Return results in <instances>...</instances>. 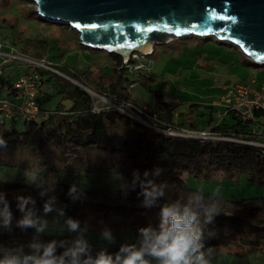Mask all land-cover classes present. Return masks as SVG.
<instances>
[{
    "label": "trees",
    "instance_id": "obj_1",
    "mask_svg": "<svg viewBox=\"0 0 264 264\" xmlns=\"http://www.w3.org/2000/svg\"><path fill=\"white\" fill-rule=\"evenodd\" d=\"M28 16L31 19L38 18L49 25L50 29L57 27L56 24L42 19L34 9L30 10ZM16 30L15 25L10 26L5 36L11 38L12 44L15 43L13 37ZM213 40L201 38L200 42L222 43ZM23 49L28 51L26 48ZM152 50L154 53L155 50ZM99 52L107 53L112 61L110 81H105L107 77L105 73H97L90 69L77 68L72 74H65L57 65L56 68L68 78L51 71L40 70L42 75L41 91L38 96L40 115L31 120L21 119L25 121L26 129L20 131L16 128L8 129L6 122L10 119L5 118L0 111V134L6 141L4 146H0V151L29 148L36 152V157L42 165L39 171L45 174L47 170L56 168L54 163L51 165L55 168L50 164L46 165L47 157L51 154L57 159L55 150L62 153L60 156L74 154L77 151L85 153L97 150L111 160L102 161L95 168L86 167L85 171L80 172L120 174L128 185L123 189H93L78 187L71 181L59 179L54 193L57 203L53 204L49 197L39 194L36 186L23 181L0 182V191L6 193V200L12 213L11 224L0 225V258L11 252L39 255L43 249L37 251L30 247L34 242L46 245L55 240L57 255L74 244L76 239L67 235L45 234L35 231L33 227L18 226L17 221L28 212L33 215L42 212L45 203H51L50 212L63 210L61 212L68 218L78 222H81L85 213L102 210L108 215L118 214L125 221L129 220L127 228H131L136 235L133 241L117 242L113 245L87 241L88 251L81 259L83 264L85 258L88 256L94 258L100 252L115 256L122 247L140 249L143 241L140 230L159 228L162 207L175 202L185 204L189 197L195 194L203 197L201 201L203 205L215 203L220 208L211 222H207L202 208L196 209L204 243L203 250L212 261L216 260L218 252L232 243L234 237H237V242L245 249L235 253L226 252L229 256L242 258L253 251L264 252V198L234 200L212 196L190 188L182 177L183 173L189 172L208 181L214 173L224 172L237 176L239 181L240 177L246 174L253 184L264 187V123L261 119L263 113L256 111L255 117L249 118L226 107L215 111L216 106L212 104L205 105L199 111L201 105L196 103L189 105L187 114L179 113L177 112L179 103L169 101L165 89L154 88L155 77L152 70L136 69L138 59L130 57L126 63L125 57L106 51L97 53ZM33 54L51 58L50 61L56 66L47 52L37 51ZM244 62L247 65L264 68L261 63L248 58ZM20 75L18 74L17 79ZM54 78L69 79L98 91H107L111 97L128 100L130 87L141 84L155 98L154 107H149L148 112L150 117L156 116L158 122H152L157 128L148 127L117 110L103 108L104 104L99 105L101 107L99 111L94 110V98L78 85L67 92V86L59 84L58 92H67V96L72 99V106L66 108L59 103L55 109L48 110L44 108V103L53 96L51 90L55 88ZM14 83L4 71L0 77V97H13ZM43 86L48 90H43ZM3 90L7 91L6 96H2ZM186 131L191 134H183ZM201 133H205V136H198ZM65 168L67 167L63 166L56 171L65 173L67 171ZM157 169L160 170L159 175L156 174ZM146 171L149 173L147 176ZM148 180L164 186V195L158 197L156 204L151 207H146L142 203L143 187ZM73 186L79 194L77 199H73L69 194ZM18 196L31 197L23 210L18 206ZM3 207L4 205L0 204V209ZM208 249L212 251L208 252ZM145 258L150 264L155 259L151 256Z\"/></svg>",
    "mask_w": 264,
    "mask_h": 264
},
{
    "label": "rangeland",
    "instance_id": "obj_2",
    "mask_svg": "<svg viewBox=\"0 0 264 264\" xmlns=\"http://www.w3.org/2000/svg\"><path fill=\"white\" fill-rule=\"evenodd\" d=\"M32 9H36V4L32 1L0 0V39L4 43H8V46H14L18 49L17 51L34 58H42L33 54L37 51L47 52L55 61V67L59 65L58 68L65 74H72L77 68L90 69L94 72L97 71V73H105L107 76L105 81L111 80L112 61L107 53H97L98 51L93 48L83 45L78 31L68 25L56 24L55 30L50 29L49 25L38 18L31 19L28 14ZM12 25L17 28L16 35L13 37L15 40L13 44L10 42L11 38L5 37ZM200 39L196 36H185L169 42L155 43L153 45L155 52L152 53V50L148 54L145 53L144 61L150 66L155 77L154 88L156 90L165 89L168 100L179 103L177 112L187 114L190 109L189 105L193 103L201 105L199 111L206 104L211 105L213 100L219 99L220 93H222L220 88L222 85L251 83L252 80H255L252 83L256 88L264 85V68L245 64L244 61L247 57L238 47L223 42L221 44H212L209 41L200 42ZM5 49L10 50L7 47ZM136 53L134 52L129 56L135 57ZM46 59L51 62V58L46 57ZM1 62L2 59H0ZM144 67L148 68L147 66ZM3 70L15 82L18 74L29 71L30 67L25 62H11L4 65ZM53 83H56L55 88L51 90L53 96L44 103V108H48V110L55 109L59 103L70 108L72 99L67 96V92L76 85L94 98V105L98 100V105L104 104L103 106H106L104 101H110L109 92L98 91L95 88L94 90L79 82L77 84L69 79L54 78ZM59 84L66 85L67 92H58ZM6 92L3 90L2 96H6ZM129 96L130 100L137 104L147 105L148 109L154 107L155 98L153 94L141 84L130 87ZM216 109L219 107H216L215 111ZM6 127L8 129L16 128L20 131L26 129L23 120H8ZM55 154L57 159L51 154L47 157L46 162V165L50 164L51 167L55 168L51 165L54 163L55 170H47L45 174H42L39 171L42 165L36 157V152H32L29 148L24 147L17 151L1 152L0 182L23 181L36 186L39 189V194L49 197L53 204L57 203L54 193L59 179L66 182L71 181L73 185L78 187L93 189H123L128 185L126 179L120 174L80 172L85 171L86 167L95 168L102 161L111 160L97 150L85 153L77 151L74 154L62 156H60L62 153L60 154L59 151L55 150ZM63 166L67 167L65 173L56 171ZM182 177L190 188L212 196L234 200L264 198V187L253 184L248 180L246 174L242 175L239 181L237 176L224 172L214 173L208 181L204 178H197L189 172L183 173ZM107 215L106 211L103 210L85 213L76 230L69 228L67 224L69 218L59 210L45 212L43 209L42 212L33 216L38 218L39 223L45 225L44 230L40 231L45 234L67 235L76 240L83 238L86 241L104 245L131 242L136 238L135 232L131 228H127L129 220L125 221L118 214ZM33 228L37 231L36 227ZM105 231L111 233L112 240H108L103 235ZM237 241V237H234L231 244L218 252L216 260H211L212 264H264V252L261 251L250 252L247 257L242 258L231 257L226 254V252L244 251L245 247ZM152 264H156V258Z\"/></svg>",
    "mask_w": 264,
    "mask_h": 264
},
{
    "label": "water",
    "instance_id": "obj_3",
    "mask_svg": "<svg viewBox=\"0 0 264 264\" xmlns=\"http://www.w3.org/2000/svg\"><path fill=\"white\" fill-rule=\"evenodd\" d=\"M31 1L45 21L76 29L83 45L125 60L155 43L196 36L235 45L264 65V0Z\"/></svg>",
    "mask_w": 264,
    "mask_h": 264
},
{
    "label": "clouds",
    "instance_id": "obj_4",
    "mask_svg": "<svg viewBox=\"0 0 264 264\" xmlns=\"http://www.w3.org/2000/svg\"><path fill=\"white\" fill-rule=\"evenodd\" d=\"M6 144L2 134H0V146ZM157 169L156 174L159 175ZM149 173L146 171L145 176ZM43 194V193H42ZM69 194L73 199H77L79 194L75 186L70 188ZM142 203L146 207H151L157 202V198L164 195V186L157 185L154 181L148 180L143 187ZM31 197L18 196V206L21 210L29 202ZM54 199V198H53ZM203 197L199 194L189 197L188 202L181 204L175 202L167 204L161 209V223L158 229L142 228L143 236L140 249L122 247L115 255L100 252L96 257L88 256L83 260V264H150L146 256L156 258V264H212L209 256L206 255L202 232L198 226L196 209L202 208L207 222H211L214 215L220 211L217 204L203 205ZM0 204L4 207L0 209V225L9 226L12 221V213L9 209L6 193L0 191ZM51 203H45L44 211H51ZM63 211V210H61ZM20 227H36L38 232L43 231L45 225L39 223L31 212H28L17 221ZM71 230L79 227V222L72 218L67 220ZM103 235L112 240L111 233L105 231ZM63 244V242H61ZM30 247L39 251V255H21L17 252L5 254L0 258V264H81V257L88 251V243L83 238L77 239L71 247H67L62 254L57 255V242L52 240L46 245L32 243ZM211 252L212 249H208Z\"/></svg>",
    "mask_w": 264,
    "mask_h": 264
},
{
    "label": "built area",
    "instance_id": "obj_5",
    "mask_svg": "<svg viewBox=\"0 0 264 264\" xmlns=\"http://www.w3.org/2000/svg\"><path fill=\"white\" fill-rule=\"evenodd\" d=\"M5 47L10 50H6ZM148 54V53H147ZM135 59L139 60L136 69H150L148 64L144 63L145 53H136ZM0 77L4 72L3 66L8 65L11 62L26 63L30 70L22 73L20 77L14 83L15 95L13 97H0V111L4 117L12 121H18L21 119L31 120L37 118L40 115L38 96L41 91L42 75L40 70L51 71L62 77L68 78L64 73L59 71L52 62L47 61L46 57L34 58L24 54L21 51H17L14 46H8L0 39ZM125 59V58H124ZM130 56L125 60L128 63ZM222 96L220 98V104L224 108L232 109L238 113L243 114L249 118H254L256 111L263 113L262 122L264 123V85L259 89L253 86L252 83H237L228 84L222 87ZM110 101L105 102V107L109 109H117L121 113L139 121L140 123L151 127L157 128L152 121H157L156 116L148 112V107L145 105L139 106L128 99H118L110 96ZM98 101L95 102L94 110L99 111L100 106ZM151 118L153 120H151ZM172 133V132H170ZM190 135L191 133H183ZM197 135L196 133H193ZM198 136H205V133H201Z\"/></svg>",
    "mask_w": 264,
    "mask_h": 264
},
{
    "label": "crops",
    "instance_id": "obj_6",
    "mask_svg": "<svg viewBox=\"0 0 264 264\" xmlns=\"http://www.w3.org/2000/svg\"><path fill=\"white\" fill-rule=\"evenodd\" d=\"M252 82L254 83L255 80H252ZM252 82H251V83H252ZM253 83H252V84H253ZM223 86H224V85H222V86L220 87V88H221V91H222V87H223ZM260 88H261V87H260ZM260 88H259V89H260ZM43 90H48V89H47L46 86H45V87L43 86ZM222 94H223V93H220V96H219V99H218V100H213V101H212V102H213L212 105H215L216 107H219L220 110H222V108H224V106L221 105L220 102H219V101H220V98H221V96H222ZM143 105H144V104H143ZM204 105H205V104H204ZM206 105H208V104H206ZM145 106H147V105H145ZM147 107H148V106H147Z\"/></svg>",
    "mask_w": 264,
    "mask_h": 264
},
{
    "label": "snow or ice",
    "instance_id": "obj_7",
    "mask_svg": "<svg viewBox=\"0 0 264 264\" xmlns=\"http://www.w3.org/2000/svg\"><path fill=\"white\" fill-rule=\"evenodd\" d=\"M78 27H79V25H78Z\"/></svg>",
    "mask_w": 264,
    "mask_h": 264
},
{
    "label": "bare ground",
    "instance_id": "obj_8",
    "mask_svg": "<svg viewBox=\"0 0 264 264\" xmlns=\"http://www.w3.org/2000/svg\"><path fill=\"white\" fill-rule=\"evenodd\" d=\"M153 49V48H152Z\"/></svg>",
    "mask_w": 264,
    "mask_h": 264
}]
</instances>
